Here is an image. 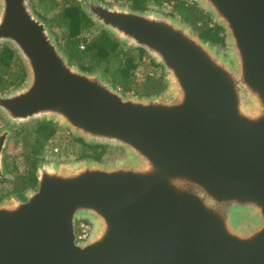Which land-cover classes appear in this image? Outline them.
I'll return each instance as SVG.
<instances>
[{"label":"water","instance_id":"water-1","mask_svg":"<svg viewBox=\"0 0 264 264\" xmlns=\"http://www.w3.org/2000/svg\"><path fill=\"white\" fill-rule=\"evenodd\" d=\"M189 1L223 29L227 57L174 17L78 0L162 68L165 90L138 98L70 63L30 0H0V44L26 73L0 94L9 125L52 121L130 157L40 164L24 200L0 201V264H264V0ZM81 218L92 231L76 243Z\"/></svg>","mask_w":264,"mask_h":264},{"label":"trees","instance_id":"trees-1","mask_svg":"<svg viewBox=\"0 0 264 264\" xmlns=\"http://www.w3.org/2000/svg\"><path fill=\"white\" fill-rule=\"evenodd\" d=\"M39 4L50 3L51 9H59V13L54 17L55 26L62 29L60 38H56L62 51L67 56L70 63L76 65L80 70L86 72L100 71L113 87L120 89L122 94L132 93L138 98H150L160 95L166 88L162 68L149 61L153 67L152 74L148 72L141 81L135 75L139 66H148L146 52L138 48H128L122 46L106 30L97 26L80 8L78 0H37ZM106 2L107 0H98ZM129 8L135 11H146L148 4L171 6L170 16H177L180 21L188 25L196 35L204 42L212 46H223V29L216 24L211 25V18L194 3L185 0H130ZM40 16V15H39ZM41 17V16H40ZM47 22L45 17H41ZM95 28L96 35L87 37L90 29ZM60 41V42H59ZM80 47H83L82 49ZM17 60L13 51L8 47L0 49V94L7 93L10 88L19 87L25 80L26 73L21 64L17 63L16 71H13L12 64ZM161 73L157 74V71ZM17 131L16 143H22L23 165L26 168L24 175L16 174V165L10 162L8 156L3 158V170L6 174L13 176L11 183L18 181L20 189L13 188L5 194L6 197L14 196L18 198L28 189L36 187V170L41 163L44 147L53 139L57 132V126L52 121H36L31 126V131ZM27 133V134H26ZM75 142L86 148L79 158L83 160L100 161L102 154L96 153L98 149H106L107 146L86 144L80 138H73ZM8 182V180H5ZM4 197H0L3 199ZM19 199V198H18Z\"/></svg>","mask_w":264,"mask_h":264},{"label":"rangeland","instance_id":"rangeland-1","mask_svg":"<svg viewBox=\"0 0 264 264\" xmlns=\"http://www.w3.org/2000/svg\"><path fill=\"white\" fill-rule=\"evenodd\" d=\"M56 1L61 2V0H56ZM185 1L192 3L189 0H185ZM130 2H131L130 0H107L105 3L109 4V5L116 6V7H129ZM30 6H31L33 12L39 18L45 17L47 19V22L46 21H43V22L49 28L50 33L55 38H58V37L60 38L63 31L61 28H58L57 26L54 25L55 24L54 23L55 22L54 17L59 13V9H51L50 3L39 4L37 0H30ZM196 6L199 9L201 8L198 4H196ZM146 11L160 15V16H170L172 9H171V6L168 4H164L163 6H160V7L155 6L153 4H149V6L146 8ZM170 17H172V16H170ZM209 17L211 18V16H209ZM174 18L176 20L180 21V19L177 16H174ZM212 24H215V23L213 22V20L211 18V25ZM186 26L188 28H190L188 25H186ZM190 30L192 31L193 34L196 35V33L191 28H190ZM97 33L98 32L96 31V29L92 28V29H90L89 33H87V35H85V36L91 37V36L96 35ZM221 35H224V38H225L224 31H223V34H221ZM57 43H58V41H57ZM4 46L8 47L9 49H11V51H13L11 46L8 44H0V49ZM58 46L61 47L59 44H58ZM213 47H214L215 51H217V53L220 54L222 57H227V55H229L230 49H229V46L225 43V39H224V45L223 46L216 45ZM80 48L82 49L83 47H80ZM13 54L15 55L17 62L12 64V67H14L15 64L19 63V64H21L22 68L24 69V66L22 65L21 61L19 60L18 56L16 55V53L14 51H13ZM145 57L147 60V62L145 64L148 63V66H142L141 65L137 68V70L135 72V75L139 81H141L143 79V76L145 74H147L148 72H151V74H152V71H153V67L150 66V64H149V61L151 60V58L147 54ZM16 70L17 69L15 66L13 68V71H16ZM159 73H161V70L157 71V74H159ZM13 90H15V88L12 87L7 92H12ZM168 92L169 91L166 90L163 95H166ZM124 95L133 96V94L131 92L124 94ZM34 123L35 122L33 121V122L27 123L23 126H20L21 124L11 126L7 122L3 113L0 112V132L5 130V129L10 130V136L8 138V141H7L4 153H3V158H4V156L10 157L9 160H10V162H13L16 165V167H17L16 168V174H19V175H24V170L26 168L23 165L24 162H23V158L21 157V153L23 152V146H22V143H20V142L16 143V141H18V140H17V137H15V134L17 131H19L21 129L20 127H23L28 132L31 131V126ZM56 126H57V132H56L55 136L53 137V139L51 141H49L46 144V146L44 147L42 156H40V158H41L40 164H44V165H48V166H52V167L69 168V167H73V166L81 163L83 159H80L79 156H80L82 151H86V148L81 146L79 143L75 142V140L73 139L74 136L71 134L69 129L63 128L59 124H56ZM20 131H22V129ZM95 152L102 154L101 160L97 161V163H99L100 165H112L114 163H118V162L124 163V162H128L130 160L128 150L123 149V148L107 146L106 149L101 148V149L96 150ZM12 179H13V176L6 174L4 172V181L0 180V197H4L3 199H1V201L15 200L14 196H10V197L5 196V194L8 193L9 191H11L13 188L18 190L21 187V184L18 181H16V183H11L10 180H12ZM5 180H8V182H6ZM30 190H32V189H28V190L24 191L23 194L25 195ZM80 220H84L90 224V226H91L90 233H91L92 224H91L90 219L89 218H81ZM76 225H77V223H76Z\"/></svg>","mask_w":264,"mask_h":264},{"label":"built area","instance_id":"built-area-1","mask_svg":"<svg viewBox=\"0 0 264 264\" xmlns=\"http://www.w3.org/2000/svg\"><path fill=\"white\" fill-rule=\"evenodd\" d=\"M77 223V225H76ZM75 223V242L80 243L88 239L90 235V224L84 220H77Z\"/></svg>","mask_w":264,"mask_h":264},{"label":"flooded vegetation","instance_id":"flooded-vegetation-1","mask_svg":"<svg viewBox=\"0 0 264 264\" xmlns=\"http://www.w3.org/2000/svg\"><path fill=\"white\" fill-rule=\"evenodd\" d=\"M148 7V4L146 6V8ZM20 200H24V194L22 193V195L20 197H18Z\"/></svg>","mask_w":264,"mask_h":264}]
</instances>
